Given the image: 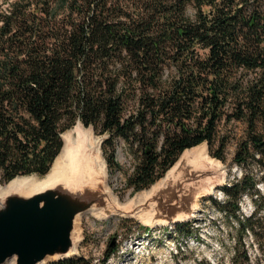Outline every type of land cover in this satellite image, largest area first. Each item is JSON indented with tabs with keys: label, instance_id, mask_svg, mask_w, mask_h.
Wrapping results in <instances>:
<instances>
[{
	"label": "trees",
	"instance_id": "obj_1",
	"mask_svg": "<svg viewBox=\"0 0 264 264\" xmlns=\"http://www.w3.org/2000/svg\"><path fill=\"white\" fill-rule=\"evenodd\" d=\"M78 121L103 136L108 165L123 140L135 191L188 148L225 161L233 143L241 174L217 206L260 241L264 0H0V183L46 175ZM244 195L255 208L241 219ZM239 246L232 264L249 262Z\"/></svg>",
	"mask_w": 264,
	"mask_h": 264
},
{
	"label": "rangeland",
	"instance_id": "obj_2",
	"mask_svg": "<svg viewBox=\"0 0 264 264\" xmlns=\"http://www.w3.org/2000/svg\"><path fill=\"white\" fill-rule=\"evenodd\" d=\"M76 126L92 135L101 150L103 136L78 122L66 131H73ZM114 146L113 163L109 165L101 150L106 189L97 193L101 199L90 211L78 215L80 240L69 256L82 257L90 264H232L231 251L237 240L240 252L245 250L249 256V262L243 264H264V236L258 241L248 232L240 235L237 220L217 206L226 200L221 186L241 174L240 167L232 161L233 143L227 145L225 161L210 157L203 143L194 147L192 154L208 155L219 167L208 163L192 167L187 163L189 153L177 161L167 183L159 184L164 175L152 186L137 191L127 182L135 165L129 149L122 139ZM256 188L264 203V182L257 183ZM139 195H143L142 204L137 210L135 199ZM238 205L241 219L255 208L250 195H244ZM261 216L259 235H264V214ZM183 223L189 226L190 234H179L177 226ZM108 250L114 252L104 260ZM57 261L48 260L46 264ZM4 264L14 263L10 260Z\"/></svg>",
	"mask_w": 264,
	"mask_h": 264
},
{
	"label": "water",
	"instance_id": "obj_3",
	"mask_svg": "<svg viewBox=\"0 0 264 264\" xmlns=\"http://www.w3.org/2000/svg\"><path fill=\"white\" fill-rule=\"evenodd\" d=\"M102 180L105 183L104 176ZM102 190L104 185L99 191L77 192L57 186L28 197L8 195L0 205V264L10 260L14 264H46L71 257L77 217L100 201L97 193Z\"/></svg>",
	"mask_w": 264,
	"mask_h": 264
},
{
	"label": "bare ground",
	"instance_id": "obj_4",
	"mask_svg": "<svg viewBox=\"0 0 264 264\" xmlns=\"http://www.w3.org/2000/svg\"><path fill=\"white\" fill-rule=\"evenodd\" d=\"M61 136H63L61 152L55 158L46 175L40 177L35 175L18 176L5 185H0V205L8 195L19 194L28 197L57 186H63L72 192L84 189L99 191L103 185L106 189V183L102 180L106 165L101 156V150H99V143L80 126H76L73 131L62 133ZM193 150L194 147L185 150L180 159L190 153V158L186 160L192 167H196L199 163H208L213 167H219V163L215 162L213 158L198 153L192 154ZM174 167L166 172L164 179L159 184L167 181ZM211 188L207 191L208 193H211ZM141 196L143 195H139L135 199L134 208L137 210L142 204ZM80 235L79 226H75L72 233V252H75L77 248Z\"/></svg>",
	"mask_w": 264,
	"mask_h": 264
}]
</instances>
